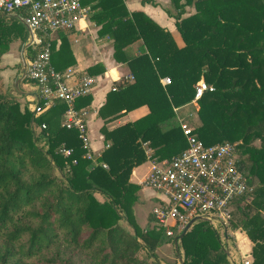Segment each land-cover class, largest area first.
<instances>
[{
    "label": "trees",
    "instance_id": "16d2710c",
    "mask_svg": "<svg viewBox=\"0 0 264 264\" xmlns=\"http://www.w3.org/2000/svg\"><path fill=\"white\" fill-rule=\"evenodd\" d=\"M83 4L92 5L98 36L112 41L114 60L133 77L110 90L98 111L107 145L98 163L107 168L87 160L77 132L62 126L63 103L36 114L0 94V264H161L156 249L178 235L154 223L139 228L133 209L140 187L129 177L148 159L170 160L186 149L175 109L192 102L201 79L214 90L197 101L194 134L205 146L238 144L237 165L253 191L236 201L228 230L246 231L251 264H264V0H171L175 13H166L182 47L143 13L128 12L124 0ZM186 7L194 13L183 18ZM27 38L20 22L0 13V55L12 40ZM137 41L143 51L130 55ZM27 49L30 58L40 50ZM164 77L171 81L165 87ZM89 104L87 95L75 108ZM144 106L143 117L107 128ZM63 147L74 154L64 158ZM178 249L183 264H232L228 246L204 221L192 225Z\"/></svg>",
    "mask_w": 264,
    "mask_h": 264
},
{
    "label": "built area",
    "instance_id": "2783aa9c",
    "mask_svg": "<svg viewBox=\"0 0 264 264\" xmlns=\"http://www.w3.org/2000/svg\"><path fill=\"white\" fill-rule=\"evenodd\" d=\"M84 1L0 0V13L20 22L28 33V46L40 48L24 66L25 79L33 83L37 91L32 107L34 112L39 114L56 101L63 103L66 110L62 115V126L77 132L87 160L107 168L98 163V157L91 150L87 112L75 108L79 99L91 94L95 79L88 75L77 76L70 69L59 73L51 65V37L74 30L79 21L88 17L91 10ZM126 80L133 81V77ZM160 83L165 87L171 81L164 77ZM213 90L200 80L195 85L192 104L197 105L204 93ZM179 126L187 143L186 149L170 160H150V170L137 186L151 189L157 195L159 203L151 210V215L154 223L166 230L167 236H179L196 218L217 231L227 232L236 201L253 191L249 179L237 165L238 144L227 142L205 146L187 123L181 121ZM150 152L147 150V154ZM60 154L68 158L74 150L63 147ZM76 163L72 160L73 165Z\"/></svg>",
    "mask_w": 264,
    "mask_h": 264
},
{
    "label": "crops",
    "instance_id": "0c3cea01",
    "mask_svg": "<svg viewBox=\"0 0 264 264\" xmlns=\"http://www.w3.org/2000/svg\"><path fill=\"white\" fill-rule=\"evenodd\" d=\"M181 3H183V1ZM124 4L128 12H141L160 28L168 31L173 36L178 47L183 45L180 35L176 30L175 19L166 13L167 10L175 13L171 8V0H124ZM85 6L89 7L91 10L85 20L79 21L74 30L60 32L51 37V65L53 69L59 73H63L70 69L75 72L77 76L88 75L87 69L95 66L98 67V73L96 75H88L95 79L94 87L89 95L90 104L81 109L87 112L86 121L91 150L96 157H99L107 148V145L100 133L104 121L98 116V111L104 105L107 93L117 84L121 83L122 80L128 79L131 73L126 64L117 63L114 60L112 41L107 37L98 36L100 27L91 19V16L94 14L91 8L92 5L85 4ZM193 11V8L186 7L185 14L182 17L184 18L193 14ZM17 44L18 43L9 44L8 50L0 55V94H8L14 97L21 106L29 105V107H33L37 95L36 87L24 77V66L26 61L30 58L27 53V40L26 43H22L23 47L21 51H18L16 47ZM142 51L141 41L135 42L128 48V53L133 56L140 55ZM101 70H103V72H100ZM186 106L181 108L184 109ZM181 108L180 111L178 110L179 112H181ZM147 113V107L138 108L108 123L107 128L113 129L127 122H133ZM177 119L179 123L181 121L184 122V120L187 121L186 117H181L180 115H177ZM149 170L150 159L132 170L129 177L130 183L139 185V183L144 180ZM158 203L159 200L157 195L151 189L140 187L137 194V202L133 209L135 221L139 228L144 230L147 227H153L154 219L152 222H149L148 216L151 215V210L156 207ZM146 204H151V208L145 214L144 224L140 225L138 220L139 213L143 211ZM122 225L126 227L127 230H130L125 222H123ZM240 231L241 229L232 232L234 244L237 249L235 253H233V256H231V253L229 254L230 261L232 264H250L253 260L251 257L253 244L249 241L247 236L240 233ZM167 244H173V247H175V255H178L180 250L178 249V243L177 246L175 245V241ZM160 247H158L156 251ZM156 251L155 255L157 256ZM180 253L182 252L180 251ZM174 261L175 257L171 258L170 263L172 264ZM160 263L163 264L161 261Z\"/></svg>",
    "mask_w": 264,
    "mask_h": 264
},
{
    "label": "rangeland",
    "instance_id": "374dc122",
    "mask_svg": "<svg viewBox=\"0 0 264 264\" xmlns=\"http://www.w3.org/2000/svg\"><path fill=\"white\" fill-rule=\"evenodd\" d=\"M190 12H192V11H190ZM12 43H18L16 45V47H17L18 51H21V49L23 47V44L21 43L20 40H12L10 44H12ZM19 55H20V53H19ZM178 110L180 111V108L175 109L176 114L180 115L181 117L182 116L186 117L187 121L184 120V122L187 123L194 131L200 124L199 120H198V117H197L198 104L197 105L196 104H192V102H191L184 109H182L181 112H179ZM256 145H258V143H256ZM247 200H248V202H250L251 201V197H249ZM150 208H151V204H149V205L146 204L145 207L143 208V211L139 213V219L138 220H139L140 225L144 224V222H145V219H144L145 218V214L150 210ZM232 232H233L232 230L231 231L228 230L227 232L218 231V234L221 236V239L223 240V243H226V245L228 246V249H229L228 252L230 251L231 256H233V253H235V250L237 249L235 247V244H234V236L232 235ZM240 233L246 235V231H244L243 229H241ZM226 234L229 237L228 240L225 239L227 237V236H225ZM174 250H175V247H173V244L163 245L162 247H160L156 251L157 257L159 258V260L163 264H171L170 263L171 262V258L175 257V261L172 264H180V259L184 258L183 252L181 253V255H177V254L175 255ZM138 257L140 259H146V253L140 252L138 254ZM244 264H246V263H244Z\"/></svg>",
    "mask_w": 264,
    "mask_h": 264
},
{
    "label": "water",
    "instance_id": "95a60500",
    "mask_svg": "<svg viewBox=\"0 0 264 264\" xmlns=\"http://www.w3.org/2000/svg\"><path fill=\"white\" fill-rule=\"evenodd\" d=\"M198 219L191 220L183 230V232L178 236V238L175 240V245L177 246V243L182 239V237L186 234V232L192 227V225L197 221ZM228 253V251H226ZM180 264H183V259H180Z\"/></svg>",
    "mask_w": 264,
    "mask_h": 264
}]
</instances>
